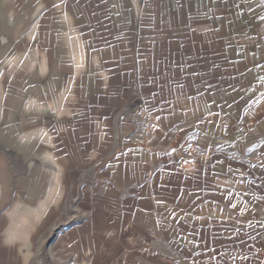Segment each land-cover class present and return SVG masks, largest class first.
<instances>
[{
	"label": "crops",
	"instance_id": "0c3cea01",
	"mask_svg": "<svg viewBox=\"0 0 264 264\" xmlns=\"http://www.w3.org/2000/svg\"><path fill=\"white\" fill-rule=\"evenodd\" d=\"M259 192L264 0H0V264H264Z\"/></svg>",
	"mask_w": 264,
	"mask_h": 264
},
{
	"label": "rangeland",
	"instance_id": "374dc122",
	"mask_svg": "<svg viewBox=\"0 0 264 264\" xmlns=\"http://www.w3.org/2000/svg\"><path fill=\"white\" fill-rule=\"evenodd\" d=\"M237 63L239 66L243 65V59L237 58ZM255 153V150L249 151L243 149H240L238 151V155L243 160L246 159L248 156L253 155ZM254 199L251 201V203L254 205V202H257L258 204L264 202V195L257 193L253 197ZM256 221L257 226L253 227L252 225H248V223H244L243 228V234L248 238H258L261 239L264 242V210H259L256 214ZM52 242H45L40 246L39 255L37 258V264H72L73 258L65 257L64 255H60L59 252H53V249L51 248ZM264 245V244H263Z\"/></svg>",
	"mask_w": 264,
	"mask_h": 264
},
{
	"label": "snow or ice",
	"instance_id": "6c2138e0",
	"mask_svg": "<svg viewBox=\"0 0 264 264\" xmlns=\"http://www.w3.org/2000/svg\"><path fill=\"white\" fill-rule=\"evenodd\" d=\"M173 151H175V149H173ZM253 167H256L255 165Z\"/></svg>",
	"mask_w": 264,
	"mask_h": 264
}]
</instances>
